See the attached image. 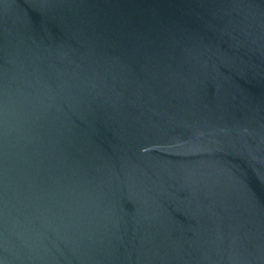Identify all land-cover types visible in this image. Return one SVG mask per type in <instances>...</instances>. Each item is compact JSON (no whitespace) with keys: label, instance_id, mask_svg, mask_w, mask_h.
I'll list each match as a JSON object with an SVG mask.
<instances>
[{"label":"water","instance_id":"water-1","mask_svg":"<svg viewBox=\"0 0 264 264\" xmlns=\"http://www.w3.org/2000/svg\"><path fill=\"white\" fill-rule=\"evenodd\" d=\"M0 264H264V0H0Z\"/></svg>","mask_w":264,"mask_h":264}]
</instances>
